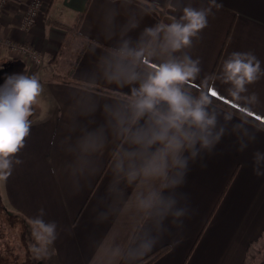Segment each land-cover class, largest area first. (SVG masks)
I'll return each mask as SVG.
<instances>
[{
	"label": "clouds",
	"instance_id": "obj_1",
	"mask_svg": "<svg viewBox=\"0 0 264 264\" xmlns=\"http://www.w3.org/2000/svg\"><path fill=\"white\" fill-rule=\"evenodd\" d=\"M162 7L166 20L141 26ZM220 7L216 0L199 7L191 0H103L100 6L106 43L93 42L95 61L69 92L59 147L69 157L64 171L74 193L92 191L100 176L107 180L103 192L96 190L92 222L123 220L127 227L123 238L107 244L89 236L91 245L104 249L101 264H144L172 228L182 230L195 213L181 190L191 165L206 167L205 156L225 137H235L243 152L264 132V104L250 91L264 79L255 53L233 51L222 61L215 79L228 86L227 97L201 79V59L191 54ZM43 92L41 81L25 73L9 74L0 84V180L23 163L19 154ZM253 162L255 174L264 175V152L255 151ZM39 212L31 222L33 251L47 256L58 239L57 223L43 219V208Z\"/></svg>",
	"mask_w": 264,
	"mask_h": 264
},
{
	"label": "crops",
	"instance_id": "obj_2",
	"mask_svg": "<svg viewBox=\"0 0 264 264\" xmlns=\"http://www.w3.org/2000/svg\"><path fill=\"white\" fill-rule=\"evenodd\" d=\"M43 1L42 14L27 30H21L19 24L29 0H11L0 18L1 35L32 45L43 57V63L35 66L0 46V84L9 74L25 73L35 75L44 85L41 103L35 106L31 136L19 154L23 163L7 181L0 180L4 210L13 216L12 226L20 233L11 248H23L24 263L33 264L28 246V242L36 243L31 222L43 208V219L55 221L58 232V239L47 246L49 264H101L104 249L91 245L89 236L107 244L113 237L123 238L127 227L123 220L102 225L92 222L96 190L103 192L107 180L100 176L92 191L74 193L64 171L69 157L59 142L66 135L69 92L78 86L80 72L95 61L90 51L93 42L106 43L100 35L103 0ZM191 2L199 7L207 0ZM216 3L221 7L213 8L214 16L209 17L201 38L194 41L191 54L201 59V79L207 78L227 97L228 86L215 76L228 54L252 51L264 67V0ZM157 20L154 14L145 16L141 26ZM160 20H166V9ZM201 79L195 83L199 85ZM250 91L257 92L264 104V79L250 86ZM259 111L264 114V108ZM238 147L235 137H225L213 154L205 156L206 167L200 162L191 165L181 190L189 194L195 213L185 218L182 230L173 227L164 243L146 257L167 247L150 264H264V248H260L264 239V175L255 174L253 162L255 151L264 152V132L245 151Z\"/></svg>",
	"mask_w": 264,
	"mask_h": 264
},
{
	"label": "built area",
	"instance_id": "obj_3",
	"mask_svg": "<svg viewBox=\"0 0 264 264\" xmlns=\"http://www.w3.org/2000/svg\"><path fill=\"white\" fill-rule=\"evenodd\" d=\"M11 0H0V18L7 10ZM44 10L43 0H29L20 21L21 30H27L32 27L38 20V17ZM0 46H5L16 57L21 58L26 63L35 66L43 63V57L38 49L32 45L16 41L10 36L0 34Z\"/></svg>",
	"mask_w": 264,
	"mask_h": 264
},
{
	"label": "rangeland",
	"instance_id": "obj_4",
	"mask_svg": "<svg viewBox=\"0 0 264 264\" xmlns=\"http://www.w3.org/2000/svg\"><path fill=\"white\" fill-rule=\"evenodd\" d=\"M38 101L41 103L40 98H38ZM8 216H10L9 213L8 212L5 213L0 203V264H25L24 260H26V255L25 252L23 251V248L21 249L20 247L11 248L12 245L15 244L14 243L15 240L19 241L20 233L19 232L16 233L15 228H13L12 226L14 224L13 223L14 221L11 220L12 217H8ZM7 239H9L8 241H12V242L8 243L7 241H5ZM27 240H29V237H27ZM34 244L35 242H33L32 244L28 242L32 263L38 264V261H40L41 263L39 264H49L45 256L43 255L38 256L37 253L33 251ZM18 245L20 246V244ZM260 248L261 249L264 248V239L260 245ZM16 253H18L17 256H19L18 262L15 260Z\"/></svg>",
	"mask_w": 264,
	"mask_h": 264
},
{
	"label": "trees",
	"instance_id": "obj_5",
	"mask_svg": "<svg viewBox=\"0 0 264 264\" xmlns=\"http://www.w3.org/2000/svg\"><path fill=\"white\" fill-rule=\"evenodd\" d=\"M164 14V8H161V9H159L158 10V12L157 13H155L154 15H156V17H157V19L158 20H160L161 19V16ZM83 17V15L81 16V18ZM80 18V19H81ZM80 23V22H79ZM226 107V106H225ZM0 203H1V205H2V207H3V210H4V206H3V204H2V202H1V194H0ZM5 211V210H4ZM5 213H7L6 211H5ZM9 215L10 216H8V217H13L10 213H9ZM10 219V218H9ZM12 221H13V218L11 219ZM14 223V222H13ZM167 250V247L166 248H162V249H160V250H158V251H156L155 253H153L152 255H150L148 258H146L145 260H144V264H150L151 262H153L154 260H156L157 258H159L165 251Z\"/></svg>",
	"mask_w": 264,
	"mask_h": 264
}]
</instances>
